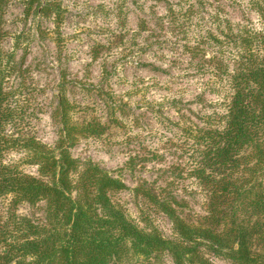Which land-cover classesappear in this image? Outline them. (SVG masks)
Here are the masks:
<instances>
[{"label":"trees","instance_id":"trees-1","mask_svg":"<svg viewBox=\"0 0 264 264\" xmlns=\"http://www.w3.org/2000/svg\"><path fill=\"white\" fill-rule=\"evenodd\" d=\"M249 3L258 28L216 19L218 34L202 37L214 54L204 58L216 72L208 88L219 97L221 112L182 127L207 199L205 217L188 222L169 195L144 194L170 221L171 238L141 225L114 200L130 190L121 179L72 156V146L81 138H102L106 125L81 117L65 93L57 104L60 138L53 147L37 140L34 107L21 97L20 84L8 85L17 73L15 51L0 48V264H211L208 258L264 264V0ZM29 4L59 28L61 3ZM2 12L0 5V46L6 36ZM200 45L193 50L200 53ZM116 108L109 106L112 123H118ZM26 167H37V175ZM39 203L44 222L17 214L20 205Z\"/></svg>","mask_w":264,"mask_h":264},{"label":"rangeland","instance_id":"rangeland-1","mask_svg":"<svg viewBox=\"0 0 264 264\" xmlns=\"http://www.w3.org/2000/svg\"><path fill=\"white\" fill-rule=\"evenodd\" d=\"M56 1L63 19L58 29L52 17L36 13V5L29 9L31 0H0L6 31L0 48L14 50L18 64L8 85L20 84L21 97L34 107L35 137L51 147L57 143L58 97L65 93L81 117L106 125L102 138H81L70 153L129 187L113 198L134 220L172 237L170 221L144 195L155 190L173 198L188 222L201 221L207 199L182 127L221 112L219 97L208 88L214 69L206 58L214 54L202 37L218 34L216 19L258 28L250 0H41ZM198 43L200 53L193 50ZM110 104L117 105L118 123L111 121ZM25 170L37 175V167ZM17 214L44 222V204H22Z\"/></svg>","mask_w":264,"mask_h":264}]
</instances>
